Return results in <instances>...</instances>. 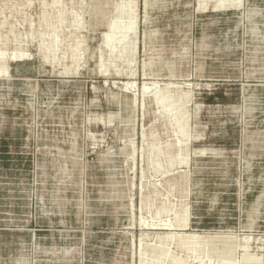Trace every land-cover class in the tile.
I'll return each instance as SVG.
<instances>
[{
	"label": "rangeland",
	"instance_id": "1",
	"mask_svg": "<svg viewBox=\"0 0 264 264\" xmlns=\"http://www.w3.org/2000/svg\"><path fill=\"white\" fill-rule=\"evenodd\" d=\"M216 2L0 0V264H264V0Z\"/></svg>",
	"mask_w": 264,
	"mask_h": 264
},
{
	"label": "bare ground",
	"instance_id": "2",
	"mask_svg": "<svg viewBox=\"0 0 264 264\" xmlns=\"http://www.w3.org/2000/svg\"><path fill=\"white\" fill-rule=\"evenodd\" d=\"M205 8L206 7L204 5H200L198 10H199V12H204L205 11ZM233 8H234V0H217V2L213 5V12H217L219 10H233ZM118 15H119V18H123L122 17L123 15H124V18L127 15L129 16L128 17L130 19L129 23H124V26H117V28H121L124 31V35L126 36V33H128V32H130V31H132V30L135 29V23H136V21H135V19H136L135 18V14L133 13L132 8L131 9L124 8V10H118ZM126 22H128V21H126ZM110 29H111V24L109 25V30ZM144 38H143V40H144ZM106 41H107V35H106V37H104L103 46H106ZM109 51L111 53L114 52V51H111L110 49H109ZM22 57L23 56H15L16 59L17 58H22ZM2 63H3V59L0 58V77H5L6 70H5L4 65ZM125 85L127 86V89H128L129 88V85H131V84H125ZM147 85L148 84H145L144 87H143V94L144 95H146L147 90H148ZM159 100H160L159 104L164 105L166 103V99H164L163 97L162 98H159ZM169 105L172 106L171 104H169ZM181 133H182L183 136L186 135L185 128L181 131ZM185 214H186V212L184 213V215L182 217H180V218H178L176 220V223L178 224V227H182V228H185L186 227V225H185V222H186V220H185ZM167 227H166V229H163V230H165L167 232H170V233H168L166 236H164V237H162V238L159 239V243H160V246L159 247H153L152 248L153 252L156 254V260L153 261L151 264H164L166 262L168 264H185V262H184V260L182 258L171 257L169 255L168 251L165 250V248H164V245H165V243L167 241H172L173 239L176 238V234L173 233L175 230H173L171 228H167ZM152 228H155V227H152ZM204 239L205 238H199L197 235H188V236H186L184 238V241L179 244L178 248H179V250H181V252L185 253L186 255H194L197 252L198 253H202L204 251V248H205L204 247L205 246V240Z\"/></svg>",
	"mask_w": 264,
	"mask_h": 264
}]
</instances>
